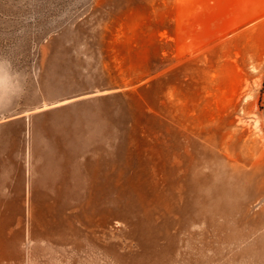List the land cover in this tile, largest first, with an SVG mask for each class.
<instances>
[{
    "label": "rangeland",
    "instance_id": "obj_1",
    "mask_svg": "<svg viewBox=\"0 0 264 264\" xmlns=\"http://www.w3.org/2000/svg\"><path fill=\"white\" fill-rule=\"evenodd\" d=\"M0 264H264V0H0Z\"/></svg>",
    "mask_w": 264,
    "mask_h": 264
},
{
    "label": "crops",
    "instance_id": "obj_2",
    "mask_svg": "<svg viewBox=\"0 0 264 264\" xmlns=\"http://www.w3.org/2000/svg\"><path fill=\"white\" fill-rule=\"evenodd\" d=\"M58 165L41 169L39 179L32 181V197L44 200L80 199L81 185H89V168L81 165L78 156L64 157ZM30 193V191H29ZM85 197V196H84Z\"/></svg>",
    "mask_w": 264,
    "mask_h": 264
}]
</instances>
